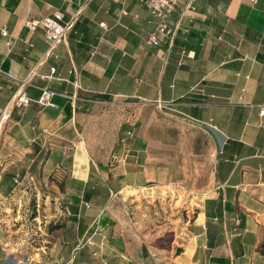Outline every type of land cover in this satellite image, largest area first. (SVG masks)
Wrapping results in <instances>:
<instances>
[{
  "label": "crops",
  "instance_id": "obj_1",
  "mask_svg": "<svg viewBox=\"0 0 264 264\" xmlns=\"http://www.w3.org/2000/svg\"><path fill=\"white\" fill-rule=\"evenodd\" d=\"M192 4L152 47L159 19L141 0H0V202L53 173L66 197L104 182L111 196L165 185L194 198L153 226L117 222L110 199L66 203L49 248L15 254L26 235L0 233V264H264V0ZM58 10L73 26L51 48L26 22ZM44 87L57 108L14 104ZM165 233L168 247L149 242Z\"/></svg>",
  "mask_w": 264,
  "mask_h": 264
},
{
  "label": "rangeland",
  "instance_id": "obj_2",
  "mask_svg": "<svg viewBox=\"0 0 264 264\" xmlns=\"http://www.w3.org/2000/svg\"><path fill=\"white\" fill-rule=\"evenodd\" d=\"M77 164V169L72 168L71 170L74 175L78 174L79 167L82 166L79 160ZM53 174L45 181L26 179L16 182L18 184L14 191L16 193H11L12 196L0 202V233L16 237L26 235L28 238V243L25 245L10 246L15 248L13 249L15 254L34 253L43 246L49 248L52 242L50 240H54L57 233L61 232L60 219L64 214L59 211L65 210V193L68 191L69 182L66 178H62V175ZM87 186L88 184L84 191L79 186L75 187L74 192L79 194L80 200H87L90 204L95 203L96 205L108 203L105 191L92 194L91 198L87 199L86 194L89 189ZM131 194L110 195L108 205L112 207L117 222H125L126 219L135 222L139 217L145 219L146 226L169 220L182 221L188 214V206L194 204V198L190 194L174 186L159 185ZM171 239L170 233H165L159 238H150L149 242L168 247ZM2 246L8 247L4 243ZM12 259L15 263L16 260L10 258Z\"/></svg>",
  "mask_w": 264,
  "mask_h": 264
},
{
  "label": "built area",
  "instance_id": "obj_3",
  "mask_svg": "<svg viewBox=\"0 0 264 264\" xmlns=\"http://www.w3.org/2000/svg\"><path fill=\"white\" fill-rule=\"evenodd\" d=\"M149 9L152 15L159 19L158 25L155 30L148 33L146 37V44L152 47H158L161 45L162 37L173 34V29L169 27L167 20L170 14L179 10L180 7L192 8L193 0H141ZM254 1V0H253ZM26 25L35 30L37 27H42L44 30V37L46 42L51 48H54L57 44L65 40L68 31L72 28V22H64V14L61 11H56L53 16H47L40 20H28ZM101 26L106 27V23L102 22ZM3 35L8 34V30L2 31ZM55 73V68L52 69V74ZM10 75L4 71L0 62V89H2L1 80L7 78ZM55 92L44 87L40 97L36 100L30 98L24 92L16 94L14 97V104L22 107L28 106L31 102L36 101L43 107L57 108L58 104L54 102L53 98ZM264 114V109L261 111ZM130 134V133H129ZM73 151V146L67 147L65 153Z\"/></svg>",
  "mask_w": 264,
  "mask_h": 264
},
{
  "label": "trees",
  "instance_id": "obj_4",
  "mask_svg": "<svg viewBox=\"0 0 264 264\" xmlns=\"http://www.w3.org/2000/svg\"><path fill=\"white\" fill-rule=\"evenodd\" d=\"M54 175V174H53ZM52 176V175H51ZM91 183H93V181H91ZM13 186L12 187H10L9 188V190L6 192V195H7V197L8 196H11V193H16V192H14L16 189H17V185L18 184H16V182H13ZM88 187V186H87ZM89 189L87 190V194H86V198L87 199H90L91 198V195L92 194H95V193H97V192H106L105 194H107V196H106V198L107 199H109V197H110V189H109V186H107L104 182H101V183H99L97 186L95 185V186H93V187H90V185H89V187H88ZM87 189V188H86ZM79 194L77 193L76 195H75V197L73 198L72 197V195H69V196H67L66 197V199H65V201H69V200H71L72 198V200H71V202H65L64 203V207L66 206V203L68 204V205H74V206H76V205H78L82 200H80L79 199ZM71 198V199H70ZM84 202H87V203H89V201H82L81 203L83 204ZM86 204V203H85ZM60 226L62 227V225L60 224Z\"/></svg>",
  "mask_w": 264,
  "mask_h": 264
}]
</instances>
